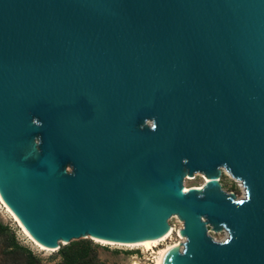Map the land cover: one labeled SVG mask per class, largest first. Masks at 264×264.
I'll return each mask as SVG.
<instances>
[{"label": "water", "instance_id": "water-1", "mask_svg": "<svg viewBox=\"0 0 264 264\" xmlns=\"http://www.w3.org/2000/svg\"><path fill=\"white\" fill-rule=\"evenodd\" d=\"M0 197L47 249L174 217L160 264H264V0H0Z\"/></svg>", "mask_w": 264, "mask_h": 264}, {"label": "rangeland", "instance_id": "rangeland-1", "mask_svg": "<svg viewBox=\"0 0 264 264\" xmlns=\"http://www.w3.org/2000/svg\"><path fill=\"white\" fill-rule=\"evenodd\" d=\"M202 183L203 180L189 186L188 189L198 187L202 185ZM223 187L226 193L233 194L236 199H242L244 197V188L242 184L232 179L227 173L225 174ZM0 224L6 229L4 235L0 236V264H24V258L28 252L36 258L40 264H59L61 262L58 251L66 245L61 244L60 248L54 251L46 252L41 250L23 233L19 224L6 211L1 202ZM170 225L174 229L172 235L166 241L161 242L158 247L154 249L155 251L168 245L181 242L178 236L181 224L175 218H172L170 220ZM207 229L210 237L214 241H223L209 227ZM12 241L19 247L15 252H12L9 248ZM73 242L89 243L97 260L102 264H155L151 251H145L142 247L132 248L105 245L95 242L90 238Z\"/></svg>", "mask_w": 264, "mask_h": 264}, {"label": "trees", "instance_id": "trees-1", "mask_svg": "<svg viewBox=\"0 0 264 264\" xmlns=\"http://www.w3.org/2000/svg\"><path fill=\"white\" fill-rule=\"evenodd\" d=\"M5 228L0 224V236L4 235ZM12 252L19 247L12 241L9 245ZM61 262L59 264H102L100 263L90 244L87 242H72L58 251ZM24 264H40L29 252L26 253Z\"/></svg>", "mask_w": 264, "mask_h": 264}, {"label": "bare ground", "instance_id": "bare-ground-1", "mask_svg": "<svg viewBox=\"0 0 264 264\" xmlns=\"http://www.w3.org/2000/svg\"><path fill=\"white\" fill-rule=\"evenodd\" d=\"M207 183V181L205 179H203V183L202 185L198 186V187H195L196 189L200 190L203 185ZM0 202L1 204L4 206V208L6 209V211L11 215V217L19 224V226L21 227V229L23 230V233L38 247L40 248L41 250L43 251H46V252H49V251H54V250H51V249H47L45 247H43L42 245H40L39 243H37L30 235L29 233L22 227V225L20 224V222L18 221V219L16 218V216L10 211V209L5 205V203L3 202L2 198L0 197ZM174 218V217H173ZM180 223V222H179ZM181 224V223H180ZM181 228H182V224H181ZM181 228L179 229L178 231V236L180 237V230ZM174 229L173 227L170 225L169 226V230L168 232L158 238V239H152V240H144V241H140V242H136V243H127V244H119L117 246H123V247H132V248H135V247H142L144 248L145 251H151V254L153 255V259H154V263L155 264H160L161 262V256H162V253L164 251H166L167 249L171 248L172 250L173 249H182V242L180 243H174V244H171V245H168L166 247H163V248H160L158 249L157 251H155L154 249L156 247H158V245L161 243V242H164L166 241L173 233ZM95 242H98V243H101V244H105V245H109L107 243H104L100 240H97V239H93ZM114 246V245H113Z\"/></svg>", "mask_w": 264, "mask_h": 264}]
</instances>
